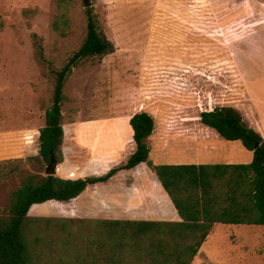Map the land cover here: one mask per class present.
<instances>
[{
  "label": "rangeland",
  "instance_id": "1",
  "mask_svg": "<svg viewBox=\"0 0 264 264\" xmlns=\"http://www.w3.org/2000/svg\"><path fill=\"white\" fill-rule=\"evenodd\" d=\"M89 7L111 50L82 60L66 81L57 176L85 178L124 164L135 147L129 120L141 111L155 120L148 139L153 162H221L225 151L248 152L206 127L200 113L231 105L250 118L257 107L264 119V0H71L66 36L53 28L57 0H0L1 162L40 157L55 74L37 43L53 67H62L85 36ZM5 166L0 214L23 176L45 175L47 167L36 159L4 175ZM161 192L142 163L81 198L35 204L29 215H101L108 203L128 202L135 214L155 217ZM192 264H264V226L216 224Z\"/></svg>",
  "mask_w": 264,
  "mask_h": 264
},
{
  "label": "trees",
  "instance_id": "2",
  "mask_svg": "<svg viewBox=\"0 0 264 264\" xmlns=\"http://www.w3.org/2000/svg\"><path fill=\"white\" fill-rule=\"evenodd\" d=\"M70 5L71 0H57L53 28L62 36L71 27ZM37 46L40 60L55 74L53 100L40 129V157L0 161L8 169L4 175L36 159L43 169L63 161L66 81L82 60L111 50L92 7L86 8L85 36L62 67H53L43 45ZM200 120L222 138L241 141L253 152L252 161L157 164L150 159L148 143L154 117L137 112L129 120L135 147L124 164L85 178L30 172L23 176L7 213L0 214V264H192L215 224L264 226V137L231 105L203 110ZM142 163L156 174L180 220L29 215L35 204L72 201L89 186L108 182L119 171Z\"/></svg>",
  "mask_w": 264,
  "mask_h": 264
},
{
  "label": "crops",
  "instance_id": "3",
  "mask_svg": "<svg viewBox=\"0 0 264 264\" xmlns=\"http://www.w3.org/2000/svg\"><path fill=\"white\" fill-rule=\"evenodd\" d=\"M251 96L252 104L255 106V102L257 99H255L254 96ZM212 109V108H211ZM253 109V116H250V118L246 115L245 111H242V115L244 116L245 121L253 128H255L257 131H259L262 136L264 137V119L260 116L259 110L256 107V110ZM206 126V125H205ZM208 127V126H206ZM210 128V127H208ZM212 129V128H210ZM213 130V129H212ZM215 131V130H214ZM133 132V130H132ZM216 132V131H215ZM217 133V132H216ZM218 134V133H217ZM219 135V134H218ZM248 152H243V150H240V157L233 156L231 154L227 155L226 151L223 154L224 155V161L221 162H207V161H174V162H155L157 164H189V163H248L252 161L253 159V152L248 150ZM156 176V174H155ZM157 178V176H156ZM157 181L159 183V186L161 187V196L163 199V203H157V214L155 217H143L135 214L134 209L128 202L125 204L122 203V205H117L115 203L107 204L106 207H104V212L101 215H88V216H80V217H86V218H117V219H156V220H180V216L172 203L170 197L166 193V191L161 186L158 178ZM90 187V186H89ZM88 187V188H89ZM88 188L80 194L77 198L85 196V193L87 192ZM74 199V200H75ZM221 224V223H217ZM216 225V224H215ZM214 225V226H215Z\"/></svg>",
  "mask_w": 264,
  "mask_h": 264
},
{
  "label": "water",
  "instance_id": "4",
  "mask_svg": "<svg viewBox=\"0 0 264 264\" xmlns=\"http://www.w3.org/2000/svg\"><path fill=\"white\" fill-rule=\"evenodd\" d=\"M86 6H89V3H85ZM45 175H54L57 176V164L56 163H50L45 170Z\"/></svg>",
  "mask_w": 264,
  "mask_h": 264
}]
</instances>
